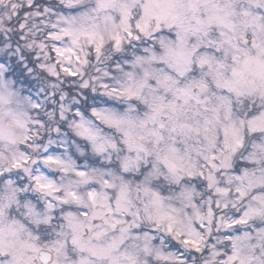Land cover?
Instances as JSON below:
<instances>
[{
  "label": "snow or ice",
  "instance_id": "1",
  "mask_svg": "<svg viewBox=\"0 0 264 264\" xmlns=\"http://www.w3.org/2000/svg\"><path fill=\"white\" fill-rule=\"evenodd\" d=\"M0 53V89L38 71L31 108L105 158L45 150L76 180L29 175L51 197L42 222L30 203L35 220L7 214L23 197L0 191V264H264V0H0ZM15 95L0 91L10 144L5 116L44 127L6 108Z\"/></svg>",
  "mask_w": 264,
  "mask_h": 264
},
{
  "label": "clouds",
  "instance_id": "2",
  "mask_svg": "<svg viewBox=\"0 0 264 264\" xmlns=\"http://www.w3.org/2000/svg\"><path fill=\"white\" fill-rule=\"evenodd\" d=\"M110 51V49L105 50L106 54H109ZM130 53L131 49H128L126 54ZM7 62L11 68V61L8 60ZM112 63L113 61H108L100 66L111 68ZM25 77H27V80ZM3 79L8 85L7 90L16 94L12 98V104L6 106V108L10 107L13 110L26 112L33 120L43 118L42 122L44 124V127L35 128L34 125L29 123L28 129L35 130L28 131L27 129L13 125L11 116H5L2 120L5 134L11 131L14 134L16 143L10 144L6 140L0 141V191L14 190L16 200H20L23 197L18 207L16 204H13L12 208L5 209V212L16 215L21 219L35 220L36 217L29 216L28 208L24 206L25 203H30L33 208L40 210L42 222L43 216L47 213L44 212V209L39 208V206L46 205L51 197L36 188L29 175L35 176L38 172H42L48 180H52L56 185L64 187H67L70 181L76 180V177L71 175V170H69V173H65L62 171L61 165H46L42 163L45 157V150H47V155L58 156L62 160L70 161L75 167L87 166L91 168L93 165L90 161L104 162L105 158L97 156L89 143L76 136L74 130L65 122L49 119L46 111L51 112L52 109H47L45 105V107L41 108L40 112H36L31 108L27 102V98H33V102L36 100L43 102L46 99L45 93L40 91L42 87L47 88L48 81L46 77L40 76L38 71H34L31 75L24 73L23 76L19 75L18 71H11L5 74ZM7 90L0 89V91ZM95 95L97 97L96 102L100 103L102 107L105 106L99 98V92ZM89 103H93V101H89ZM62 124L63 127H61L60 132H56L55 129ZM25 135L32 136V139L27 141V143L23 142ZM49 141H52V143H49ZM22 153L26 154L29 160L23 162L20 168L13 167L17 160L23 161ZM115 163H118V161L116 160V156L113 155V164ZM95 166L98 167L99 164ZM25 169H28V171L26 172ZM21 185H23V188H21ZM165 187L167 186L165 185ZM78 191L83 193L86 189L80 187ZM165 194L167 195L168 193ZM58 195H64V192L61 191ZM56 211H59V205L56 206ZM145 227L150 226L146 224Z\"/></svg>",
  "mask_w": 264,
  "mask_h": 264
}]
</instances>
